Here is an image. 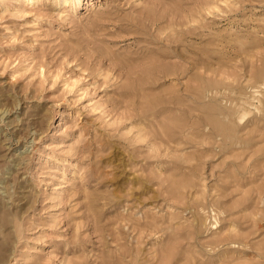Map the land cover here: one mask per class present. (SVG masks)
<instances>
[{
	"label": "rangeland",
	"instance_id": "374dc122",
	"mask_svg": "<svg viewBox=\"0 0 264 264\" xmlns=\"http://www.w3.org/2000/svg\"><path fill=\"white\" fill-rule=\"evenodd\" d=\"M0 264H264V0H0Z\"/></svg>",
	"mask_w": 264,
	"mask_h": 264
},
{
	"label": "bare ground",
	"instance_id": "6f19581e",
	"mask_svg": "<svg viewBox=\"0 0 264 264\" xmlns=\"http://www.w3.org/2000/svg\"><path fill=\"white\" fill-rule=\"evenodd\" d=\"M3 112V111H2ZM2 120V119H1Z\"/></svg>",
	"mask_w": 264,
	"mask_h": 264
}]
</instances>
